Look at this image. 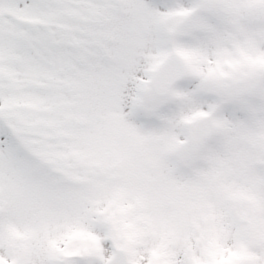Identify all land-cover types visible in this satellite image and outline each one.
Masks as SVG:
<instances>
[{"label": "snow or ice", "instance_id": "obj_1", "mask_svg": "<svg viewBox=\"0 0 264 264\" xmlns=\"http://www.w3.org/2000/svg\"><path fill=\"white\" fill-rule=\"evenodd\" d=\"M186 73L244 119L126 120ZM262 83L264 0H0V264H264Z\"/></svg>", "mask_w": 264, "mask_h": 264}, {"label": "rangeland", "instance_id": "obj_2", "mask_svg": "<svg viewBox=\"0 0 264 264\" xmlns=\"http://www.w3.org/2000/svg\"><path fill=\"white\" fill-rule=\"evenodd\" d=\"M149 2L162 6L177 2L187 4L189 0H149ZM174 91L181 96L149 99L147 107L135 104L129 99L124 109L126 120L143 133L160 134L171 131L183 140L188 135V127L182 122V118L193 111H207L210 107H217L221 118L239 121L245 117L244 108L239 102L222 99L206 88L201 79L195 75L187 74ZM178 170L186 175L191 172V167L181 164Z\"/></svg>", "mask_w": 264, "mask_h": 264}, {"label": "clouds", "instance_id": "obj_3", "mask_svg": "<svg viewBox=\"0 0 264 264\" xmlns=\"http://www.w3.org/2000/svg\"><path fill=\"white\" fill-rule=\"evenodd\" d=\"M166 71V69H162V72ZM261 87H264V83L261 84ZM250 102L264 106V95H254L249 98ZM203 129V122L202 121H194L188 128V132L190 137L195 141L202 135ZM221 136L219 133L214 135V141H219ZM206 157V151L204 150L203 146L201 147L200 151V158L204 159Z\"/></svg>", "mask_w": 264, "mask_h": 264}, {"label": "water", "instance_id": "obj_4", "mask_svg": "<svg viewBox=\"0 0 264 264\" xmlns=\"http://www.w3.org/2000/svg\"><path fill=\"white\" fill-rule=\"evenodd\" d=\"M184 75H185V74L180 75L179 77H177L176 79H174L173 82H172V87H173L174 84H175L179 79H181Z\"/></svg>", "mask_w": 264, "mask_h": 264}]
</instances>
